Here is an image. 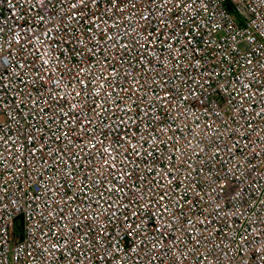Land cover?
Instances as JSON below:
<instances>
[{"label":"built area","instance_id":"obj_1","mask_svg":"<svg viewBox=\"0 0 264 264\" xmlns=\"http://www.w3.org/2000/svg\"><path fill=\"white\" fill-rule=\"evenodd\" d=\"M0 264H264V0H0Z\"/></svg>","mask_w":264,"mask_h":264}]
</instances>
